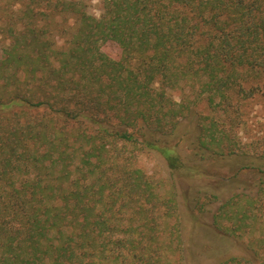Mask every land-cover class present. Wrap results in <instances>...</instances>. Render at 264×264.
<instances>
[{"label": "trees", "instance_id": "trees-1", "mask_svg": "<svg viewBox=\"0 0 264 264\" xmlns=\"http://www.w3.org/2000/svg\"><path fill=\"white\" fill-rule=\"evenodd\" d=\"M102 2L0 0V264H191L183 205L209 211L228 181L213 224L249 256L211 264H264V140L238 133L264 92V0ZM148 149L216 180L161 192Z\"/></svg>", "mask_w": 264, "mask_h": 264}, {"label": "rangeland", "instance_id": "rangeland-1", "mask_svg": "<svg viewBox=\"0 0 264 264\" xmlns=\"http://www.w3.org/2000/svg\"><path fill=\"white\" fill-rule=\"evenodd\" d=\"M87 6V10L95 15L100 16L103 11L102 0H83ZM58 24L62 26L54 27V38L56 39L57 46L65 48L68 44L67 39L71 32H73L75 26L72 21L57 20ZM66 27L65 37L61 36V32ZM60 28V29H59ZM10 44L9 36L0 32V58L3 53V49ZM105 49L112 52L115 55L121 54L120 48L113 43H108ZM183 90H173L172 94L176 100H180L184 96ZM199 112L207 113L205 103H202L196 110ZM238 133L241 135L244 141H256L264 140V92L256 95L252 100H249L244 107V119L238 128ZM181 154L187 158L188 148L183 145L181 148ZM137 165L144 168L148 174L153 176L156 180L161 181V192H165L172 182L176 181L178 198L183 200L182 193L196 186H200L208 189L213 182L214 177L210 175L196 176L191 178L173 176L168 168V164L164 156L154 149L142 150L137 152ZM222 172L227 171L226 167L221 166ZM247 179L253 180L252 172L248 171L245 175ZM221 175L218 174L217 179H221ZM229 186L230 185V181ZM227 182V183H228ZM228 185H224L223 189L219 191L220 200L211 204L209 211L203 213H194L183 205L184 212V240L187 245V252L191 264H211L217 261L219 258L227 257L231 255H245L249 256L247 249V237L230 239L227 236L221 234L214 226L212 215L219 204L227 199L233 192L232 188ZM234 187H236L234 185ZM204 195V193H203ZM197 212V211H195ZM196 261H194V260Z\"/></svg>", "mask_w": 264, "mask_h": 264}]
</instances>
